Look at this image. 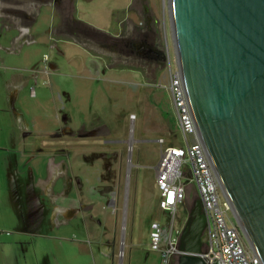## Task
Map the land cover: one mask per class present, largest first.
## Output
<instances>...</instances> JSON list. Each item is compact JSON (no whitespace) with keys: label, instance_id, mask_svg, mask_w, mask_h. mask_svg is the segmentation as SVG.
Wrapping results in <instances>:
<instances>
[{"label":"rangeland","instance_id":"1","mask_svg":"<svg viewBox=\"0 0 264 264\" xmlns=\"http://www.w3.org/2000/svg\"><path fill=\"white\" fill-rule=\"evenodd\" d=\"M112 1L100 0V7L108 16ZM117 4L123 8L118 15L124 14L126 17L122 25L124 39L118 44L119 53L124 56L123 63L120 56L116 60L112 48H108L107 68L99 74L94 69L88 71L90 82L80 87L78 95H81L76 98H68L58 86L48 87L52 93L33 95L31 92L41 85L40 80L38 84L32 82L30 89L21 93L18 101H15L12 93L7 96V90L1 86L0 80V134L6 129L17 128L12 111L18 109L26 113L33 132L27 141L35 145L30 153L41 152L43 164L35 178L30 177L28 181L31 193L25 218L30 226L32 222L43 225L40 231L45 234L43 239L47 243H52V238L57 235L56 222L61 221L63 215L54 206L56 202H51L50 196L46 195L45 200H41L40 181L37 182L36 178H48L51 173L49 157H54L63 159L60 164L62 172L76 174L82 181L79 186L85 183L87 189L92 186L95 191H105L103 195L99 194L102 198L99 197L98 207L103 214L106 213L108 223L118 225L119 252L123 248L113 264L129 262L127 252L124 262V249L132 232L131 221L136 216L140 220V227L145 226L142 232L139 227L137 229V235L142 236L145 243L143 252L133 257L131 263L163 264L161 254L151 249L146 230L157 223L163 226L170 224L169 213L159 207L156 165L162 148L157 140L164 139L167 144H183V135L178 129L169 93L165 59L167 48L171 51V57H176L169 0H117ZM132 8L138 14L133 20ZM141 40H146L159 54L138 53L132 43ZM47 56L43 57L45 66L53 75V69L47 64ZM159 60L164 61V65H158ZM117 66L123 68L115 71ZM59 72L57 78L66 88V93L67 89L73 93L76 88L74 82L79 79H74L67 65H61ZM80 83L77 82L78 86ZM68 114L72 116L69 122L71 131H62L59 127L64 124V116ZM31 160L28 163L29 171ZM60 178L52 180V189H62L65 180L67 191L72 192L69 188H72L73 183L68 184L69 178L62 175ZM6 185L4 181L2 187L6 189ZM19 188L18 185L13 191L18 198ZM34 195L37 201L31 199ZM188 198L193 201L198 199L197 188L191 181L188 182ZM192 206L188 207L186 216L182 210L178 211L176 226L180 227L184 218H189ZM60 227V236H67L74 241L82 236L67 225ZM48 248H45L46 254ZM29 261L34 264L31 255Z\"/></svg>","mask_w":264,"mask_h":264},{"label":"crops","instance_id":"2","mask_svg":"<svg viewBox=\"0 0 264 264\" xmlns=\"http://www.w3.org/2000/svg\"><path fill=\"white\" fill-rule=\"evenodd\" d=\"M122 10L117 0L108 7L109 16L102 11L100 0H0V80L7 96L12 93L13 100L18 101L21 93L30 89L35 81L33 71L45 68L43 57L46 54L47 64L54 73H48V76L40 72L38 80L42 83L31 93L36 96L52 93L48 87L58 86L68 98L80 96V87L90 82L88 71L94 69L99 74L107 68L108 48H112L116 60L120 56L121 62L124 61L118 47L124 39L122 25L126 17L118 15ZM130 11L133 20L138 14L133 8ZM61 65H67L74 79H79L74 82L76 88L73 93L70 89L66 93V88L57 78ZM115 68L118 71L123 67ZM77 82H81L79 86ZM12 112L17 128L6 129L0 134V264H30V255L34 264H113L123 248L119 252L118 225L108 223L106 213L103 214L98 207L100 195L105 191H95L92 186L87 189L85 183V186H79L82 181L75 173L67 175L62 172L60 164L63 159L49 157L50 175L48 178H36L37 182L40 181L41 200L44 201L46 195L50 196L51 202H56L54 206L63 215L61 221L56 222L57 235L54 234L52 243H47L43 239L45 234L40 231L43 225L32 222L30 226L27 223L25 215L31 193L28 181L30 177L35 178L43 159L41 152L30 153L35 145L27 141L33 132L26 113L18 109ZM71 119L70 114L65 115L64 124L59 129L71 131ZM30 158L31 171L28 165ZM61 175L69 178L68 184L73 183L69 188L72 192L67 191L65 180L62 189H52V180L61 179ZM4 181L6 189L2 187ZM18 185L19 198L13 194L14 187ZM31 199L37 201L36 195ZM192 202L188 198L178 211L182 210L186 216ZM187 219L184 218L182 225ZM60 225L79 232L81 238L74 241L60 236ZM140 226L136 216L131 221L130 238L125 243L124 262L127 252L128 264L143 252L145 242L142 236L137 235V229L139 227L142 232L145 226ZM152 228L146 230L147 236ZM46 246L49 247L47 254Z\"/></svg>","mask_w":264,"mask_h":264},{"label":"water","instance_id":"3","mask_svg":"<svg viewBox=\"0 0 264 264\" xmlns=\"http://www.w3.org/2000/svg\"><path fill=\"white\" fill-rule=\"evenodd\" d=\"M169 14L202 146L264 264V0H169ZM205 227L198 197L182 230L178 264H206L199 255Z\"/></svg>","mask_w":264,"mask_h":264},{"label":"built area","instance_id":"4","mask_svg":"<svg viewBox=\"0 0 264 264\" xmlns=\"http://www.w3.org/2000/svg\"><path fill=\"white\" fill-rule=\"evenodd\" d=\"M166 69L169 93L177 126L183 135V144H167L158 139L161 156L156 165L159 207L169 213L170 224H156L149 233L150 247L161 254L163 264H171L184 251L181 248L183 225L176 226L178 208L186 204L188 182L197 188V194L206 217V238L199 254L206 264H261L239 227L230 202L227 200L213 167L202 146L185 93L181 71L176 57L167 48ZM40 72L50 73L46 66L35 69V84ZM187 179V181H184Z\"/></svg>","mask_w":264,"mask_h":264},{"label":"flooded vegetation","instance_id":"5","mask_svg":"<svg viewBox=\"0 0 264 264\" xmlns=\"http://www.w3.org/2000/svg\"><path fill=\"white\" fill-rule=\"evenodd\" d=\"M132 47L140 54H144V55L147 54V55H153V56H157L159 54V51L156 48L151 47L149 43H147L146 40L133 42ZM150 49H153L154 51H151ZM187 199H188V196H187ZM187 222H188V219L185 223H183V228L185 227ZM203 236L206 237V232H204Z\"/></svg>","mask_w":264,"mask_h":264},{"label":"trees","instance_id":"6","mask_svg":"<svg viewBox=\"0 0 264 264\" xmlns=\"http://www.w3.org/2000/svg\"><path fill=\"white\" fill-rule=\"evenodd\" d=\"M158 65H164V61L159 60ZM171 264H178V258H174Z\"/></svg>","mask_w":264,"mask_h":264}]
</instances>
